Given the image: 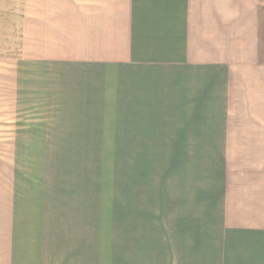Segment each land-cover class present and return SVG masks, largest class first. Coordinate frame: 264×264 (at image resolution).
Wrapping results in <instances>:
<instances>
[{
  "label": "crops",
  "instance_id": "obj_1",
  "mask_svg": "<svg viewBox=\"0 0 264 264\" xmlns=\"http://www.w3.org/2000/svg\"><path fill=\"white\" fill-rule=\"evenodd\" d=\"M0 46H17L0 55V264H264V0H0ZM112 70L125 147L195 145L213 170L125 174L105 241L96 181L50 186L17 157L52 145L69 89L97 113Z\"/></svg>",
  "mask_w": 264,
  "mask_h": 264
},
{
  "label": "rangeland",
  "instance_id": "obj_2",
  "mask_svg": "<svg viewBox=\"0 0 264 264\" xmlns=\"http://www.w3.org/2000/svg\"><path fill=\"white\" fill-rule=\"evenodd\" d=\"M15 47L17 46H3V50L0 49V55L9 56L16 53L11 51ZM78 68L69 66L68 76L77 75L79 72L72 70H79L81 77L85 79L84 83L90 84L91 78L86 76H91V73L85 68L82 69L83 67ZM118 73V70L106 72L105 75L110 78L107 81H101L99 86L101 102L99 109L96 110L97 113H93L90 100L84 101L76 97L82 96L83 92H79L77 95L75 91L69 89L66 120L64 115L61 116L62 120L59 119V115L52 116L51 140L46 139V142H52V145L50 147L20 148V154L17 157V164L21 170H46L50 172L53 176L48 179L50 186H55L57 182H60L61 187L65 185L67 187H72V185L83 187L96 181L97 187H99L101 210H105V212H101L103 215L101 214L100 218L101 222L105 223L101 224V232H107L105 241L108 240V236L122 235L120 229L124 224L125 182L132 180L125 178V174H137L141 171L154 174V171L159 169L160 171L176 172L171 173L169 177H180L181 174H193L192 172L206 168L207 173L211 172L212 174L213 170L211 157L199 155L198 152H203V148L195 145L176 147V157L173 159L170 157L174 149L172 145L144 148H127L124 146V115L122 109L117 108L118 103L122 100L120 94H117L119 90L116 87L118 85L116 81H119ZM107 82L114 85L113 91H108L107 87L102 88L103 85H108ZM83 91L84 94H87L86 88ZM102 101H106L107 104L102 106ZM105 109H108L109 113H101L102 111L106 112ZM60 127L62 128L61 132L55 130ZM180 156L185 169L173 166V162H178ZM205 158L206 161H204ZM96 173H99V179L94 180L92 178V181L87 178ZM71 176L84 179H72ZM153 180L154 178L152 180L144 179L142 185L153 186L151 184L154 183ZM126 185L134 187L129 182ZM106 210H113V215L110 216L109 211Z\"/></svg>",
  "mask_w": 264,
  "mask_h": 264
}]
</instances>
